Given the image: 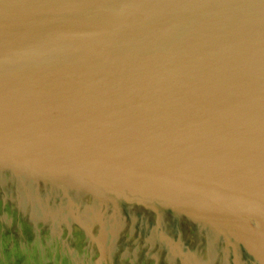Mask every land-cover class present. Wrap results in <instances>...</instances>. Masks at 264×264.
I'll list each match as a JSON object with an SVG mask.
<instances>
[{
	"label": "water",
	"instance_id": "95a60500",
	"mask_svg": "<svg viewBox=\"0 0 264 264\" xmlns=\"http://www.w3.org/2000/svg\"><path fill=\"white\" fill-rule=\"evenodd\" d=\"M0 264H264V0H0Z\"/></svg>",
	"mask_w": 264,
	"mask_h": 264
}]
</instances>
